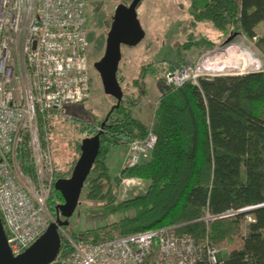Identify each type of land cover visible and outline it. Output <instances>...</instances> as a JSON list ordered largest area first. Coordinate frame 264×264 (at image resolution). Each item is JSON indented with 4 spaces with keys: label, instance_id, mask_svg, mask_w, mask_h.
Segmentation results:
<instances>
[{
    "label": "trees",
    "instance_id": "trees-1",
    "mask_svg": "<svg viewBox=\"0 0 264 264\" xmlns=\"http://www.w3.org/2000/svg\"><path fill=\"white\" fill-rule=\"evenodd\" d=\"M192 21L210 24L225 35L242 34L254 40L264 57V32H257L258 24L264 22V0H207ZM194 44L186 41L182 48ZM168 66L166 72L178 65ZM149 70L150 65L143 66L133 81L139 98ZM130 99L131 94L128 101L134 105ZM147 130L122 102L101 128L98 154L85 180L90 185L85 197L102 204L101 214L119 215L97 229L106 235L101 238L168 227L174 234L207 239L225 250L226 257L215 264H264V69L200 78L197 84L187 82L179 88L165 83L153 120L154 149L147 161L121 171L148 180L147 189L114 203L117 177L106 191L101 183L111 181L106 158L112 148L143 138ZM20 160L22 170L32 174L24 148ZM64 176L56 172L54 180ZM62 202L52 186L47 206L53 216ZM230 210L237 212L218 217ZM206 214L216 217L205 220ZM60 237L58 255L65 258L72 246L69 238ZM82 239L100 238L88 234Z\"/></svg>",
    "mask_w": 264,
    "mask_h": 264
},
{
    "label": "built area",
    "instance_id": "built-area-1",
    "mask_svg": "<svg viewBox=\"0 0 264 264\" xmlns=\"http://www.w3.org/2000/svg\"><path fill=\"white\" fill-rule=\"evenodd\" d=\"M85 5L86 0H0V219L14 256L49 224L47 200L55 181L49 113L63 112L90 93ZM209 57L166 72V85L179 88L223 75L207 66ZM156 141L151 129L143 138L132 139L126 167L147 161ZM23 148L32 174L22 170ZM215 217L206 214L204 219ZM69 242L71 254L65 258L57 254L50 264H215L223 260L222 251L207 239L196 241L168 227L95 240L69 238Z\"/></svg>",
    "mask_w": 264,
    "mask_h": 264
},
{
    "label": "rangeland",
    "instance_id": "rangeland-1",
    "mask_svg": "<svg viewBox=\"0 0 264 264\" xmlns=\"http://www.w3.org/2000/svg\"><path fill=\"white\" fill-rule=\"evenodd\" d=\"M130 1L86 0L85 32L88 40L86 61L90 71V93L85 101L70 105L63 112L49 113V143L54 174L58 172L65 174L64 177L70 176L80 154L81 140L93 135L92 131L99 130L102 121L106 119L105 123L107 122L110 109L116 103L114 97L104 93L100 76L93 64L104 52L107 32L116 5L128 4ZM202 4L203 0H140L136 7L137 17L145 35L135 46H121L117 79L120 80L123 91L120 102L130 107L131 115L148 129L153 128L155 111L165 87L164 77L168 65L195 64L201 62L204 57L211 56L207 66L211 67L213 73L238 75L264 69V57L254 40L239 33L225 35L210 24H195L192 21L198 9L202 8ZM262 32L263 29L258 31ZM230 36L232 39L226 42ZM192 40L196 41V44L189 49L182 48V43ZM213 55L218 58L217 61H214ZM148 64L150 70L144 78V95L139 98L138 87L133 81L138 77L141 68L149 66ZM130 94L132 95L130 100L135 102L131 106L128 101ZM116 148L121 149L120 154L107 157L106 165L111 181L101 180L104 185L103 191H106L109 183L114 184L113 180L117 177V183L114 184L116 185L114 203L143 194L149 184L148 180L140 176L121 174L126 167L124 161L128 145ZM117 157L119 161L115 163ZM89 187V182L85 181L78 205L68 218L67 230L63 228L60 230V234L66 238L72 239L75 236V239H82L88 234L94 238H101L106 235L97 229L111 224L119 217L118 214H101L102 204L85 197ZM55 216L56 214L53 216L49 211V222ZM226 255L227 252L223 250L222 257Z\"/></svg>",
    "mask_w": 264,
    "mask_h": 264
},
{
    "label": "water",
    "instance_id": "water-1",
    "mask_svg": "<svg viewBox=\"0 0 264 264\" xmlns=\"http://www.w3.org/2000/svg\"><path fill=\"white\" fill-rule=\"evenodd\" d=\"M139 1L131 0L128 4L116 5L107 32L104 52L93 64L100 76L104 93L116 100L110 112L119 106L123 97V91L117 79L121 46H135L145 35L137 17L136 7ZM231 39L232 36L228 37L226 42ZM105 120L101 122L97 133L81 140L80 154L70 176L60 177L54 181V188L63 198V202L55 206V218L49 222L44 232L18 255L14 256L10 252L0 219V264H50L56 258L61 245L60 230L67 226L68 218L78 205L84 182L98 154L99 135Z\"/></svg>",
    "mask_w": 264,
    "mask_h": 264
},
{
    "label": "crops",
    "instance_id": "crops-1",
    "mask_svg": "<svg viewBox=\"0 0 264 264\" xmlns=\"http://www.w3.org/2000/svg\"><path fill=\"white\" fill-rule=\"evenodd\" d=\"M207 2V0H203V4H202V7L205 5V3ZM199 10V9H198ZM260 29H263V31H264V22H261V23H259L258 24V27H257V32L260 30ZM263 33V32H262ZM239 36V35H238ZM120 152H121V149L119 150V149H117L116 147L115 148H113L111 151H110V153L108 154V156L107 157H109V155L111 156V155H119L120 154ZM119 161V157H117L116 159H115V163L116 162H118ZM125 162V161H124ZM106 164H107V158H106Z\"/></svg>",
    "mask_w": 264,
    "mask_h": 264
}]
</instances>
